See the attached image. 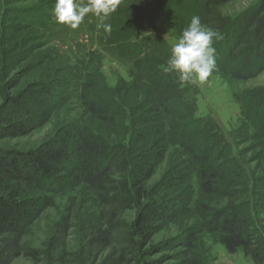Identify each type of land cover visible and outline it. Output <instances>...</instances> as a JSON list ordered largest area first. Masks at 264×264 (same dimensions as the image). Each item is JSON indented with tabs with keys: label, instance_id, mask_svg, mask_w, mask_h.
Segmentation results:
<instances>
[{
	"label": "rangeland",
	"instance_id": "rangeland-1",
	"mask_svg": "<svg viewBox=\"0 0 264 264\" xmlns=\"http://www.w3.org/2000/svg\"><path fill=\"white\" fill-rule=\"evenodd\" d=\"M76 2L86 4L87 0ZM55 5L56 0H0V124L14 118L8 109L9 99L42 82L68 77L104 83L115 94L139 95L138 76L130 72L135 70L133 61L118 50L121 41L134 37L144 45L157 35L172 50L193 17H199L221 37L213 40L216 64L236 61V56L247 55L250 45L236 41L237 35L252 22L254 30L264 15V0H170L168 11L156 0H123L104 23L110 24L121 15L136 25L130 28L124 24L108 35L92 14L76 30L57 23ZM141 22L144 31L139 30ZM227 54L229 60L225 59ZM194 86L198 117L212 119L215 126L211 133L229 143L230 152L243 164L248 179L206 196L197 189V168L177 146H169L146 188L156 190L154 199L174 203L190 186L195 190L194 201L188 211L179 209L171 219L163 220L137 258L141 264H264L261 250L254 254V247H242L231 253L219 242L218 235L208 232L198 233L192 247L180 244L198 229L204 205L216 209L232 204L244 208L248 204L264 234V69L245 81L214 71L205 85ZM80 91L71 89L67 102L46 124L28 135L1 139L0 147L31 150L56 139L68 128L75 132L89 128L110 143L123 140L127 129L117 121L104 123L93 118L81 105ZM225 163L223 160L219 164ZM170 171L185 179L170 182L165 179ZM23 187L28 197L41 199L42 211L25 229L0 235V264H137L135 257L125 255L120 242L137 218V210H119L103 203L98 190L83 184L68 185L55 193L39 192L28 183ZM29 250L37 258L26 256Z\"/></svg>",
	"mask_w": 264,
	"mask_h": 264
},
{
	"label": "trees",
	"instance_id": "trees-1",
	"mask_svg": "<svg viewBox=\"0 0 264 264\" xmlns=\"http://www.w3.org/2000/svg\"><path fill=\"white\" fill-rule=\"evenodd\" d=\"M156 3L165 11L170 10V0H156ZM141 23L139 30L144 31ZM124 24L130 28L136 25L121 15L110 23L112 29ZM252 24L236 39L250 43L247 55L236 56V61L235 58L226 63L219 61L222 63L216 64L215 72L245 81L264 69V15L254 30ZM118 50L128 61H133L135 70L130 72L138 76L139 95L115 94L104 83L67 77L28 87L9 99L8 109L14 118L0 124V140L28 135L46 124L52 113L67 102L69 91L76 87L81 90V105L93 118L104 123L117 121L127 131L117 143L106 141L89 128L78 132L68 128L56 139L31 150L0 147V235L25 229L42 211L41 199L28 197L23 183L43 193L83 184L98 190L103 203L119 210H137V218L120 242L125 255L135 257L137 264H141L137 255L159 231L160 223L171 219L179 209L188 211L194 201L195 190L190 186L179 193L174 203L154 199L156 190L146 188L169 146H177L197 168V189L206 196L247 181L245 168L230 152L229 143L221 135L211 133L215 126L212 119L198 117L195 86L181 84L175 72L163 71L171 58L167 43L157 35L144 45L132 37L130 41H121ZM227 55L225 59L229 58ZM126 87L129 89L131 85ZM223 160L226 163L219 164ZM165 179L172 182L185 177L170 171ZM201 214L198 229L181 241V245L192 247L198 233L208 232L218 235L219 242L231 253L242 247H254V254L259 250L264 254V234L248 204L244 208L232 204L216 209L204 205ZM25 255L37 258L32 250Z\"/></svg>",
	"mask_w": 264,
	"mask_h": 264
},
{
	"label": "clouds",
	"instance_id": "clouds-1",
	"mask_svg": "<svg viewBox=\"0 0 264 264\" xmlns=\"http://www.w3.org/2000/svg\"><path fill=\"white\" fill-rule=\"evenodd\" d=\"M123 0H56L54 16L56 22L76 30L89 14L100 20L98 27H103L108 35L112 26L105 24L114 14ZM218 31L203 25L199 17H193L190 25L183 31L182 37L172 46L171 58L163 68L165 73H177L181 84L205 85L216 70L215 48L213 40L220 39ZM164 39H167L165 35Z\"/></svg>",
	"mask_w": 264,
	"mask_h": 264
}]
</instances>
